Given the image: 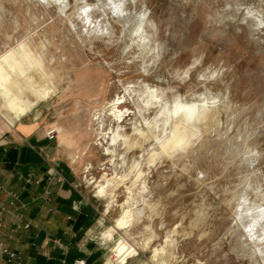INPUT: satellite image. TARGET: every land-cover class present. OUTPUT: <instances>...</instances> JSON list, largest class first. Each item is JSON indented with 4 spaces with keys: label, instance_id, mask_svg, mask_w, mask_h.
Wrapping results in <instances>:
<instances>
[{
    "label": "rangeland",
    "instance_id": "1",
    "mask_svg": "<svg viewBox=\"0 0 264 264\" xmlns=\"http://www.w3.org/2000/svg\"><path fill=\"white\" fill-rule=\"evenodd\" d=\"M0 94L59 128L115 229L112 264L122 238L147 264H264V0H0ZM119 97L128 134L150 120L158 137L128 151L110 139ZM193 103L206 115L163 150L171 112ZM126 209L134 220L119 228Z\"/></svg>",
    "mask_w": 264,
    "mask_h": 264
},
{
    "label": "crops",
    "instance_id": "2",
    "mask_svg": "<svg viewBox=\"0 0 264 264\" xmlns=\"http://www.w3.org/2000/svg\"><path fill=\"white\" fill-rule=\"evenodd\" d=\"M0 100L13 113L0 115V241L24 264H112L115 229L104 230L106 212L64 160L59 135L47 136L54 126L44 109L19 115ZM126 264L147 262L130 257Z\"/></svg>",
    "mask_w": 264,
    "mask_h": 264
},
{
    "label": "bare ground",
    "instance_id": "3",
    "mask_svg": "<svg viewBox=\"0 0 264 264\" xmlns=\"http://www.w3.org/2000/svg\"><path fill=\"white\" fill-rule=\"evenodd\" d=\"M145 94L149 98H151V95L154 94V92L151 93L148 90V92L144 93L143 95H145ZM139 98H141V96ZM139 98L135 99V97H134L132 99H133L134 105H136L139 108L140 112L142 113L145 105L144 106L141 105ZM121 99H122L121 97H119L118 99L115 98L110 103V105H108L109 108L106 111L107 117L112 116V117H114V120H116L115 125L111 124L109 127L110 131L112 132L110 139H112V141L114 143L120 144L119 146H125L126 151H128L130 149L140 148V147L144 146V144H147L148 142H150L153 138L158 137L155 134V132L153 131V125L150 124V120L149 121L146 120L147 127H142V125H140V123L136 122L135 119H131V120H133V123H132L133 135L130 136L128 134V131L126 128V126L128 124L126 123V119L128 118V116H130L132 114V112H131L130 108H122L119 105V103L121 104L123 102V101H121ZM199 109H202V110L199 111ZM205 112H206L205 106L203 104H199V103H193L192 105H190V107L189 106L186 107L184 105L176 106V108L171 112V114H173V113L180 114V117L178 119L172 121V124L170 127V132L167 134L165 140L161 143L163 150L170 151L171 149H174L177 146L183 145L186 142H188L189 134L191 133L192 128H194V126H195V124L191 123V121L195 122V121L199 120L200 118H202L204 116V114L206 115ZM103 114H104V112H103ZM124 116H125V119L123 121L119 122V120H121V118H123ZM107 121H108V118H106L103 121V126ZM57 129L60 132L58 127H57ZM111 144H113V143H111ZM108 151H110V150H108ZM150 153H153V152H150ZM108 183H110V182H108ZM104 184L100 185V189H99L100 194H104L107 191L108 186L104 185ZM133 220H134V214L132 213V210L126 209L124 214L116 220L117 221V227H119V228L126 227ZM147 241H149V240H147ZM171 242H173V240L168 238V240L166 241V245L162 249H159V248L155 249L154 256L158 257V256H160V254H162L164 256H166L165 254L169 255L168 254V248H169ZM113 251H115V254H116L117 260H118L117 263H119V264H125L127 262L128 258L138 254L137 247L128 243L125 240V238H122L121 240H119L118 245L115 246ZM165 258H163V259H165Z\"/></svg>",
    "mask_w": 264,
    "mask_h": 264
},
{
    "label": "built area",
    "instance_id": "4",
    "mask_svg": "<svg viewBox=\"0 0 264 264\" xmlns=\"http://www.w3.org/2000/svg\"><path fill=\"white\" fill-rule=\"evenodd\" d=\"M58 133H59L58 129L56 127H52L51 129L48 130L47 136L50 139H53L57 137ZM0 255H4V259L0 261V264H15V263L24 264L22 262L20 253L9 249L7 246H5V244L2 241H0ZM76 263L85 264V260L80 259Z\"/></svg>",
    "mask_w": 264,
    "mask_h": 264
}]
</instances>
